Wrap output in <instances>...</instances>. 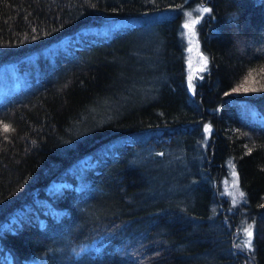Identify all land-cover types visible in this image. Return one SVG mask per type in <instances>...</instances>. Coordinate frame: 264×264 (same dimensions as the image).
Instances as JSON below:
<instances>
[{
    "label": "trees",
    "instance_id": "obj_1",
    "mask_svg": "<svg viewBox=\"0 0 264 264\" xmlns=\"http://www.w3.org/2000/svg\"><path fill=\"white\" fill-rule=\"evenodd\" d=\"M0 264H264V0H0Z\"/></svg>",
    "mask_w": 264,
    "mask_h": 264
},
{
    "label": "rangeland",
    "instance_id": "obj_2",
    "mask_svg": "<svg viewBox=\"0 0 264 264\" xmlns=\"http://www.w3.org/2000/svg\"><path fill=\"white\" fill-rule=\"evenodd\" d=\"M186 2L190 0H185ZM204 9H208L207 12ZM210 11L209 6L206 3L193 4L185 9H181L182 12V26L180 31V37L184 43V65H185V80L187 88L190 92L194 89V80L201 73L205 72L207 69V58L205 54L201 51L200 43L196 31V26L200 20L208 14ZM192 21H196L191 27H185L186 24H192ZM206 61V62H205ZM64 183H53V188H60ZM222 192L225 198L230 199L231 207L233 204H238L242 202V197L240 190L237 185L235 173L232 167L229 165L228 178L221 182ZM247 226H245L246 229ZM244 229V230H245Z\"/></svg>",
    "mask_w": 264,
    "mask_h": 264
},
{
    "label": "snow or ice",
    "instance_id": "obj_3",
    "mask_svg": "<svg viewBox=\"0 0 264 264\" xmlns=\"http://www.w3.org/2000/svg\"><path fill=\"white\" fill-rule=\"evenodd\" d=\"M204 11L207 12L208 9H204ZM195 23H196V21H192V24H186L185 27L189 28L190 31H191V27H192V25H194ZM205 62H206V61H205ZM4 130H5V131H8V130H9L7 125L4 126ZM206 130H207V129H206ZM248 236H249V237L251 236V232H250V231H248Z\"/></svg>",
    "mask_w": 264,
    "mask_h": 264
}]
</instances>
